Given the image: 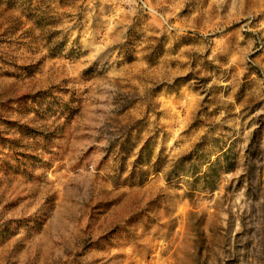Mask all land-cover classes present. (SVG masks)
<instances>
[{
    "label": "rangeland",
    "instance_id": "obj_1",
    "mask_svg": "<svg viewBox=\"0 0 264 264\" xmlns=\"http://www.w3.org/2000/svg\"><path fill=\"white\" fill-rule=\"evenodd\" d=\"M0 264H264V0H0Z\"/></svg>",
    "mask_w": 264,
    "mask_h": 264
}]
</instances>
